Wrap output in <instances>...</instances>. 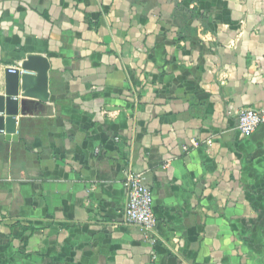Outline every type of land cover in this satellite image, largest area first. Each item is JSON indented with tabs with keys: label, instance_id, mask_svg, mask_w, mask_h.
Masks as SVG:
<instances>
[{
	"label": "crops",
	"instance_id": "obj_1",
	"mask_svg": "<svg viewBox=\"0 0 264 264\" xmlns=\"http://www.w3.org/2000/svg\"><path fill=\"white\" fill-rule=\"evenodd\" d=\"M30 55L49 97L21 91L0 140V264H264V125L238 129L264 0H0V95ZM128 169L153 239L123 222Z\"/></svg>",
	"mask_w": 264,
	"mask_h": 264
},
{
	"label": "water",
	"instance_id": "obj_2",
	"mask_svg": "<svg viewBox=\"0 0 264 264\" xmlns=\"http://www.w3.org/2000/svg\"><path fill=\"white\" fill-rule=\"evenodd\" d=\"M50 68L47 58L40 55H30L22 63L21 69L26 73L20 75V71L14 73L8 71L6 77V93L0 95V140L17 139V119L19 112L18 97L21 91L26 97L47 100L49 97L48 71ZM34 74V75H31ZM112 110H115L112 108Z\"/></svg>",
	"mask_w": 264,
	"mask_h": 264
},
{
	"label": "built area",
	"instance_id": "obj_3",
	"mask_svg": "<svg viewBox=\"0 0 264 264\" xmlns=\"http://www.w3.org/2000/svg\"><path fill=\"white\" fill-rule=\"evenodd\" d=\"M8 71L14 73L16 69L9 68ZM261 125H264V109L243 108L239 112L238 129L241 133L249 135ZM124 187L127 205L124 209L123 222L138 227L149 239H153L158 221L154 212V195L151 187L145 183L142 175L132 169L126 171Z\"/></svg>",
	"mask_w": 264,
	"mask_h": 264
}]
</instances>
